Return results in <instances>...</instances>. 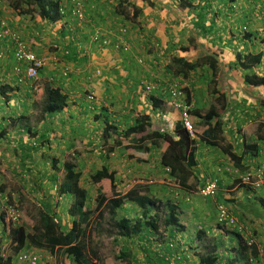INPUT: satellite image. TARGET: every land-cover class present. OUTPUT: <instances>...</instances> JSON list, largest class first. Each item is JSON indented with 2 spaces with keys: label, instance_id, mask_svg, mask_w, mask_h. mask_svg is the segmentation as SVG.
I'll use <instances>...</instances> for the list:
<instances>
[{
  "label": "crops",
  "instance_id": "crops-1",
  "mask_svg": "<svg viewBox=\"0 0 264 264\" xmlns=\"http://www.w3.org/2000/svg\"><path fill=\"white\" fill-rule=\"evenodd\" d=\"M77 1L82 2L85 17L75 15V11H78ZM83 1L61 0L64 13H61L57 20H52L50 17H32L31 14H21L0 1V22L5 24L4 26L0 25V33H5L4 37L9 40H11L10 30L21 34L20 36L26 42L29 41V45L37 55L44 56L48 60L36 82L23 81V76L16 71V68L23 67L24 64L14 58L13 43L10 47L8 43L5 45L1 42L0 76L2 78L0 85H5L8 88L5 96L0 95V136L2 132H7L6 137L7 135H11L15 139L18 137L17 141L12 142L9 139H4V142L7 141L15 146L19 144V147L24 149L25 146H31L32 138L30 137H33L39 138V144L44 145V141H46L47 147L51 146L53 149L55 146L59 147L60 152L72 150L73 153L75 150L74 152L77 153V150L81 152L97 150L98 147H102V136L106 127L105 116H107L110 125L116 126L120 130L123 122L128 128L135 123L140 114L151 117L152 127L155 124L159 127L153 128L154 130L172 133L175 125L181 122L180 112L169 103V93L165 95L166 92L163 91V88L157 92L158 94L147 91L145 85L151 84H146L149 81L144 80H152V77L155 76L154 73L158 70L156 64L162 61L160 57L164 58V61L166 56L171 58L180 56L192 61L201 53L208 52L215 54L218 58V74L213 75L210 69L193 71L196 72V85L191 80L190 86H186L189 87L187 89L192 96L190 106H195L196 101L198 103L200 100H205L208 95L211 100L208 102L210 108L219 95H222L221 99L219 98L220 101L215 105L217 110L221 108L220 111L226 112V115L221 117L224 123V133L229 135L226 136L228 137L226 139L232 145L238 146L240 142L242 143V149H238L236 145L233 147L238 155L244 154V163L250 170H254L252 169L253 161H256V165H263L264 141L258 140L257 136L262 131V127L259 128V125L264 124V120H260L264 118L260 116L263 108L259 103V100L264 98V85L255 86L247 82L245 78L252 75L264 77V41L258 39L259 35L256 33H253L252 38H246L248 34L239 35L237 28L239 21L230 17H239L238 11L229 7L230 3L226 0H216L218 1L216 4H209L207 0H193L194 2L189 0L188 3L191 5L183 6L186 0H133L131 2L139 8V14L136 18H130L133 16V8L130 6L128 8L130 17L128 18L116 13L117 5L122 0ZM113 1L115 4L110 5ZM224 5L227 6L223 8ZM211 6L215 7V11ZM108 7L112 9V12ZM110 13L113 15L112 19ZM240 14L243 17L245 15L242 14V11ZM87 18L91 21V23L88 22L91 27L86 31L83 30V27L87 26L85 24ZM129 21L134 25V28L132 27V31H128L126 34L121 26L128 24ZM139 21L141 23H136ZM116 23L120 25V28H116L119 26ZM6 25H10L11 29ZM109 27L112 28L109 29ZM141 27L142 31L139 32L138 29ZM98 30L104 32L109 39L107 46L93 43L92 35ZM234 31L237 33L235 34ZM130 35L132 40H130ZM143 38L150 40L145 39L147 43H144ZM120 39L127 45L133 41V45H139L140 51L130 48L128 53L122 52L123 43L119 42ZM149 41H156V43L149 44ZM55 46L58 49H55ZM155 46H159V48L156 49ZM259 46L260 48L256 50ZM182 47L186 48L183 50ZM67 51L68 53H66ZM148 52H151L150 55ZM258 52H261L262 56L257 65L247 69H242L238 65L239 58H245L249 54L253 55ZM138 56L145 58L146 66L137 64ZM165 64L166 62L163 63V65ZM98 71L101 74H98ZM217 76L221 77V86L217 85ZM213 79L216 80L215 84H212ZM47 86L60 88L66 94V105L61 111L48 113L45 119L40 120L39 104L43 102ZM184 91L186 92V88ZM90 93L95 94L93 101L86 99ZM153 99L157 100L155 108L152 103ZM192 109H197L202 113L200 105H196ZM96 116H100L101 119H97ZM11 119L19 120L21 130L15 131L10 127ZM256 122H259L258 128L255 127ZM25 125H28L34 133L38 132V137L28 134L30 135L29 139L21 142L27 133ZM254 141L259 142V155L246 156L245 145L255 143ZM197 144L198 158H200L199 155L202 151L200 148H202L207 163H210L213 158L214 161L220 162H215V167L218 169L215 171V177L208 181L222 182V189L230 190L229 196H235L234 191L237 186L232 188L234 176L229 179L223 170L225 164L230 173H235L230 171L227 166V155L221 150L218 152L210 149L211 145L206 147L202 146L201 142H197ZM107 145H110V141ZM121 148L116 147L111 153L113 154ZM217 158L219 159L217 160ZM103 166L108 167V162H103ZM118 169L120 168L114 167L111 171L116 172ZM117 175L120 174L116 172V178H118ZM243 188H241L242 193L233 198L232 208L237 211L238 215H245L264 238V205L261 203L264 200V188L257 191L251 188L243 190ZM122 216H126L124 212ZM188 229L189 227L186 225L185 231H179L177 235L187 237L189 234H183V232ZM142 237L143 234L137 239L141 242ZM149 237L148 242L144 241L149 248L147 249L149 263L200 264L199 257H194L195 255L193 258L183 259L185 254L191 252L187 250V246H178V244L175 250L168 253L166 262L156 261L154 254L159 252L161 241L154 240L152 235ZM131 238L119 235L121 252L116 258H128L131 262L137 259L126 252V241L132 240ZM261 241L264 245L263 239ZM187 243L189 245V242ZM170 255H172L171 258ZM179 259L182 260L179 261Z\"/></svg>",
  "mask_w": 264,
  "mask_h": 264
},
{
  "label": "trees",
  "instance_id": "trees-1",
  "mask_svg": "<svg viewBox=\"0 0 264 264\" xmlns=\"http://www.w3.org/2000/svg\"><path fill=\"white\" fill-rule=\"evenodd\" d=\"M21 1H26L27 5H24L26 6L25 8L22 6L21 9L19 0H1L7 6L8 4L12 6L18 13L31 14L32 17L42 16L57 20L61 16V0ZM131 1L133 0L120 1L117 5L116 13L129 18L128 8L131 6L133 8V16L130 18H136L139 14V8ZM188 1L186 0L183 6H190L191 4ZM227 1L233 2V0ZM252 36L253 34L248 32V37L246 36V38H252ZM193 40H195L194 37ZM261 56V52L253 55L249 54L245 58H239L238 65L242 69H247L250 66L257 65L261 60ZM200 67H207L213 75H217L219 69L217 56L213 53L205 52L192 61L185 57L174 56L171 62L167 64L166 70H170L172 74L181 75L182 78L189 80L190 74ZM245 79L255 86L264 85V77L252 75L246 76ZM7 88L5 85H0V95L5 96ZM186 93V103L191 105L192 96L187 88ZM221 97L222 95H219L220 99ZM219 98L214 102L218 103L220 101ZM65 100L66 94L60 88L47 86L43 102L39 104V109H41L40 120L45 119L48 113L61 111L66 105ZM152 101L154 108L157 107V100L153 99ZM259 101L260 106L264 109V98ZM215 103H212L213 105L210 106L205 114L200 113L197 109L190 110V116L194 115L199 119V123L208 127L203 132L196 133V136L202 143L219 148L227 155L231 165L237 170L246 171L249 167L244 163V154L238 155L233 145L226 141L223 130L224 123L218 117ZM96 118L101 119L100 116H96ZM104 122L106 127L102 136L103 142L108 144L110 140L112 141L108 146V153L113 152L116 147H123L131 151L130 157L141 162L146 158L136 157L137 153H140L141 156L147 153L150 154L151 146H159L161 141H163L167 146L161 154V164L170 169V174L175 177L181 188L188 191L196 188L199 183L196 175V169L199 166L198 144L196 138L191 137L182 122H178L175 125L172 133L151 130L153 125L151 117L146 114H140L135 123L123 130V132H120L116 126L110 125L107 116H105ZM9 124L15 131L21 130L19 120L11 119ZM192 124L195 129V122ZM25 126L28 134L32 133V136L37 137L38 132L34 133L28 125ZM147 130L149 131L147 132ZM195 131H197V128ZM145 132L147 133L145 134ZM6 134L7 132H2L0 142H3L4 139L7 140L5 138ZM139 134L143 135L137 137ZM115 135L118 137H115ZM122 138L129 140V142L124 144ZM257 139L264 141V124ZM245 149L256 155L258 144L256 142L246 144ZM12 150L14 153L17 152L16 147ZM57 164L58 161L53 158V169H56ZM60 169L64 173V179L60 183L59 192L68 203L70 196H72L71 203L67 206L68 214L74 218L72 227L67 231L64 230L61 222L54 217L55 214L53 212L40 210L38 212L40 224L35 227V233H29L25 227L15 224V221L12 222L11 219L7 221L6 215L0 212V264H13L14 255L28 243L35 248L47 249L52 254L64 250L77 264H98V252H92L93 259L89 258L86 253L87 238L91 233L88 227L92 225L91 223H95V228L100 230L102 221L107 213L112 221V227L120 236L131 238L143 234L142 240L148 242L150 240L149 236L152 235L154 240L161 241L159 252L157 251L154 254L156 261L162 260L166 262L168 253L175 250L177 244L182 246L177 232L185 231L186 225L182 223L181 215L183 212L175 201L163 202L161 198L149 193L148 188L135 187L127 193L121 194L117 190L116 172L103 166L90 176L91 182L98 185V193L94 202L96 206L92 208L90 192L81 184L83 173L77 170L76 164L65 162ZM103 185L110 186L112 196L108 197L102 191L101 186ZM235 185L234 183L232 187ZM127 202L134 203L141 210L139 218H132L133 216H121L118 218V210H122ZM261 203L264 205V200ZM96 212L98 213L93 219V215ZM224 224L219 222L216 231L210 229L207 232L202 229L199 232L197 240L204 241L206 243L205 246L209 247L206 252L196 254L200 259V264H253L261 252L259 244L255 240L251 244H247L242 233L236 229H229ZM8 237L13 242L14 255L4 254L2 250L4 241ZM188 247H193V244L189 243ZM169 257L171 258L172 255ZM187 258L189 256L185 254L183 259ZM181 260L179 259V261Z\"/></svg>",
  "mask_w": 264,
  "mask_h": 264
},
{
  "label": "rangeland",
  "instance_id": "rangeland-1",
  "mask_svg": "<svg viewBox=\"0 0 264 264\" xmlns=\"http://www.w3.org/2000/svg\"><path fill=\"white\" fill-rule=\"evenodd\" d=\"M1 1V0H0ZM83 1V0H82ZM250 9L244 17L241 16V11L243 8L248 4L247 0H238L235 5L230 4L233 10H237V14L239 17H233L235 20L237 19L239 22L237 23V28L239 30V35H243V28L247 27L248 31L254 33L256 32L258 27L264 28V19H263V12L254 8L253 0H250ZM153 3L152 1H150ZM191 2H194L193 0ZM218 1L216 0H207L209 4H216ZM3 3V2H2ZM21 9L22 6L27 5L26 1L19 0ZM84 3V1H83ZM6 5L5 3H3ZM115 2H111L110 5H114ZM85 5V3H84ZM109 5V7H110ZM7 6V5H6ZM224 5L223 8H225ZM12 8V6H8ZM26 6H24L25 8ZM108 7V8H109ZM214 7V6H211ZM15 10V9H14ZM16 11V10H15ZM109 11L112 12V9L109 8ZM215 11V7H214ZM212 13V9L210 11ZM26 14V13H25ZM111 19L113 15L110 13ZM231 15V11H230ZM51 19V18H50ZM6 22V21H3ZM91 23L90 19L87 18L86 23L87 26L83 27V30L90 29ZM248 22V23H247ZM7 23V22H6ZM128 24H123L121 27L125 29V33L127 34L128 31H132V27L134 25L132 23L127 22ZM136 23H141L136 22ZM220 23V21H219ZM2 26V22H0ZM116 25H119L116 23ZM9 27L8 25H6ZM11 27V26H10ZM9 27V28H10ZM112 27H109V29ZM116 28H120L116 26ZM11 29V28H10ZM138 31H142V27L138 29ZM1 32V31H0ZM236 34L237 32L234 31ZM19 34V33H18ZM5 33H0V44L3 42L5 45L8 43L10 47L12 46L13 41L9 40L7 37H4ZM21 35V34H19ZM144 37V35H143ZM143 42L147 43L143 38ZM130 40L131 35H130ZM150 40V39H148ZM260 40H263L261 38ZM12 41V42H11ZM144 44L142 41H140ZM29 44V41H27ZM149 44H154L156 41L148 42ZM14 45V43H13ZM131 49L134 48V51H140L139 45H133V41L130 43ZM257 47V46H256ZM156 49L159 48L155 46ZM186 47H182L184 50ZM254 48V47H253ZM252 48V49H253ZM260 46L256 49L258 50ZM160 52V49L158 50ZM163 51V50H162ZM151 52H148L150 55ZM164 55V53H163ZM162 55V56H163ZM144 60L143 63H138L140 66H146V60L144 57H140ZM197 57V56H196ZM195 57V58H196ZM121 58V57H118ZM194 58V59H195ZM162 60L158 64H156L157 71L154 73L155 76L152 77V80H144L149 81L146 84H152L155 86L154 94H158L157 92L160 91L162 88L165 91V95L168 93V87L172 88L174 86L180 87L182 89L183 95L182 97L185 98L186 92L184 88H189L186 86H190V81L193 80V84L196 83L195 73L192 72L189 76V80L186 78H182L181 75H174L170 70H166L167 65L172 60L171 57L166 56V60L160 57ZM166 62L165 65L163 63ZM7 64V62H5ZM100 68V67H99ZM207 67H200L198 68L199 71H207ZM0 76V81H1ZM220 78L216 77L217 85H220ZM216 80L213 79L212 84L216 83ZM211 84V85H212ZM196 85V84H195ZM169 88V89H170ZM211 100L206 95L205 100H200L198 103L195 102L196 105L201 106L202 114H205L209 108V103ZM195 106L191 107L195 108ZM261 107V106H260ZM262 109V108H261ZM221 108L218 110V117L221 119L222 115L225 116V111H220ZM179 111V110H178ZM180 112V111H179ZM260 116L264 118V109H262ZM181 117V116H180ZM258 118V117H257ZM264 120V119H260ZM259 120V121H260ZM192 123L195 122L197 131L196 133L199 134L203 132L204 129L208 127L202 123H199V119L196 118L194 115H191ZM38 124V123H37ZM36 124V125H37ZM259 122L255 123V127L258 128ZM35 125V126H36ZM262 123L259 125V128L262 127ZM195 127V126H194ZM159 128L157 124L151 128ZM195 128V130H196ZM125 123L120 126V132L125 130ZM224 130V128H223ZM41 131V130H39ZM149 130H147L148 132ZM145 132V134L147 133ZM26 133V132H25ZM32 134V133H31ZM144 134V133H143ZM143 134L137 135V137L142 136ZM33 135V134H32ZM225 138L228 139V134L224 133ZM30 135L26 133V136L21 139V142H25V140L29 139ZM35 137V136H34ZM38 137V136H37ZM115 137H118L115 135ZM18 137L12 138L11 135H7L6 139L9 141H17ZM32 138L31 146H25L24 149L19 147V144L15 146L14 144H10L7 141L0 142V212L6 215L7 221L10 219L12 222L15 221V224L19 226H23L27 229L29 233H35V227L40 224L38 212L41 210H48L51 213L53 212L55 215L54 217L61 222L64 230H69L73 225V217L68 214L67 206L71 203L72 196L69 198V203L66 199L62 197L59 192V186L62 180L64 179V173L62 169V164L65 162H73L77 166V170L83 173L81 178V184L84 185L90 192L91 197V207L95 208V198L97 196V189L98 185L93 184L91 182L90 176L97 170L98 168L103 167V162H108V168L112 170L114 167H119L120 169L116 170V172L120 175H117V190L121 194L127 193L130 189L139 187V188H148L149 193L152 195L161 198L163 202L167 201H175L180 209L182 210L183 214L181 215L182 223L186 224L189 229L183 234H189L187 237L179 236L181 240V244L183 246H189L187 242L192 243L193 247H188L187 250L191 253L189 254V258L197 257L196 254L206 252L209 247L205 246V242L198 239L199 232L204 229L207 230H217V224L219 223L218 219V208L220 205H224L228 208L229 212L234 215L238 220V225H243L246 229V237L249 236L250 240H255L257 244H259V249L261 250L259 257L257 260L254 261L253 264H264V245L262 244L261 239L262 235L258 233L257 227L251 224V221L245 217V215L240 216L237 214V211L232 208L234 205V197L240 195L243 190L247 188H251L254 191L259 190L260 188H264V161L263 165H256V161L252 166L254 169V175L251 180H249L248 184H245L242 180V177L245 176L247 172L250 171V168L246 171L237 170L233 166H229V160L227 159L228 167L230 171H234L235 173H230L227 167L224 164L223 170L229 176V179L234 176L233 180L237 186V189L234 191L235 196H229L230 190H224L223 183L216 181L218 184V191L214 197H203L200 194V187L201 184L208 180H212V177H215V171L218 169L215 167V162L220 163L218 161H214V158L207 163L206 156L203 154V149L200 148L202 151L198 158L199 167L196 169V174L199 177V183L197 184L196 188L192 191L185 190L180 187L178 181L175 177L171 176V174L163 167L161 164V153L163 148L167 145L165 142L161 141L158 146H151L150 154H143L142 156L140 153H137L136 157L146 158L144 161H137L135 158L130 157L131 151L128 149H123V147L117 150L115 153H108V145L105 142L102 147H98L96 150H89V151H78L77 153L74 152L75 150H68V152H60V148L55 146L54 149L49 146H46V141H44V145L39 144V138ZM123 143L127 144L129 140L122 138ZM226 139V140H227ZM55 140V139H53ZM197 142H201L199 138L196 137ZM103 141V139H102ZM228 141V140H227ZM50 142V141H49ZM110 142H112L110 140ZM230 142V141H228ZM256 142V141H254ZM202 143V142H201ZM259 142H257L258 144ZM41 145V146H40ZM209 147V145L202 143V146ZM236 145V144H234ZM233 145V146H234ZM201 146V147H202ZM242 143L240 142L238 149H242ZM16 147L17 152H13V148ZM47 147V148H46ZM153 147V148H152ZM210 146V149H214L219 152V148ZM85 149V148H84ZM102 150V151H101ZM259 147L256 153L257 156L259 155ZM263 151V150H262ZM91 152V153H88ZM101 152H103L101 154ZM152 153V154H151ZM247 155L253 156L252 153L248 150L244 152ZM37 155V156H36ZM55 158L58 161L56 165V169L52 167V160ZM219 158H217L218 160ZM224 163V162H223ZM207 164V166H206ZM231 164V163H230ZM121 172V173H120ZM238 180V181H237ZM260 183V185H256L255 183ZM249 186V187H246ZM235 187V186H234ZM102 191L108 196H112V191L109 185L101 186ZM233 188V187H232ZM222 194V195H221ZM242 196V195H241ZM189 198V200L187 199ZM233 200V201H232ZM123 210V211H122ZM118 212V218H120L124 212L126 216H134L132 218H139L141 216V210L133 203H125L123 209ZM241 211V210H240ZM96 212L93 215L94 217L97 215ZM131 214V215H130ZM107 213L102 221V227L100 230L95 228V223H91L92 225L88 227L89 231H91L89 237L87 238V249L86 253L89 258L93 259V251L98 252L99 254V264H151L149 263L150 259H148L149 254H147L148 244H146L142 239L141 242L137 237H132V240L126 241V252H129L132 257H137L134 261H129L128 258L118 259L116 256L120 255L121 252V245L119 244V234L117 231L112 227L111 219ZM18 217L17 220H14V217ZM224 224V223H223ZM229 229H236L230 224H224ZM237 230V229H236ZM208 232V231H207ZM186 236V235H185ZM210 236V235H209ZM4 241L2 246V250L4 254H15L13 250V242L9 239ZM158 241V240H157ZM179 246V245H178ZM29 249L39 250L47 258V264H77L76 261H73L71 257L67 254L66 251L61 250L57 251V253L52 254L47 249H39L31 246L29 243L24 247ZM176 252V251H175ZM56 255V256H55ZM192 256V257H191ZM57 257V258H56ZM123 258V257H122ZM187 258V259H189ZM198 260H200L198 258ZM135 262V263H134ZM17 264V263H14ZM171 264V263H170Z\"/></svg>",
  "mask_w": 264,
  "mask_h": 264
},
{
  "label": "built area",
  "instance_id": "built-area-1",
  "mask_svg": "<svg viewBox=\"0 0 264 264\" xmlns=\"http://www.w3.org/2000/svg\"><path fill=\"white\" fill-rule=\"evenodd\" d=\"M255 2L256 9L264 13V0H255ZM76 7L78 11H75V15L80 17L83 16L81 3L79 1L76 2ZM60 12L62 14L64 13L63 8L60 9ZM10 37L14 42V58L24 64L23 67H17L16 71L23 76V81H30L31 83L36 82L40 77L41 71L47 65V58L37 55L32 47L18 33L10 31ZM93 41L101 45L109 44V39L105 36V33L100 30L96 31L93 34ZM119 42L123 43V51L127 52L129 50V46L127 45V43L123 42V40L121 39ZM55 48L58 47L55 46ZM66 53H68V51ZM140 62H142V60H140ZM99 73L100 72H98V74ZM145 89L151 92L154 89V86L145 85ZM94 97L95 94L90 93L88 94L86 99L88 101H93ZM169 99V103L180 110L182 123L184 127H186V129L189 131L191 137L194 138L195 129L191 121L190 106L183 101L182 92L177 86L173 87L170 90ZM166 170L170 172L169 168H166ZM250 179L251 175H248L244 180L248 181ZM217 191L218 184L216 181L204 182L200 188V194L205 198L214 197L217 194ZM17 218L18 217L15 216L14 220H17ZM218 219L219 222L230 224L235 227L240 233H242L245 236L247 244H251L254 241L250 240L249 236L246 237V229L244 228V226L237 224V218L232 215L229 212L228 208H226L224 205H220L218 208ZM46 261L47 258L42 253H40L39 250L29 248H23L13 257V263L17 264H47Z\"/></svg>",
  "mask_w": 264,
  "mask_h": 264
},
{
  "label": "clouds",
  "instance_id": "clouds-1",
  "mask_svg": "<svg viewBox=\"0 0 264 264\" xmlns=\"http://www.w3.org/2000/svg\"><path fill=\"white\" fill-rule=\"evenodd\" d=\"M227 1V0H226ZM235 1V0H234ZM233 1V3H232V1H227L228 3H230V4H232V5H235V3L238 1V0H236L235 2ZM80 2V1H79ZM250 0H247V5L243 8V11H242V14H246L247 12H249V9H250ZM253 2H254V8H256L255 6V4H256V2H255V0H253ZM81 3V8L83 9V4H82V2H80ZM61 8H62V6H61ZM60 8V9H61ZM82 12H83V10H82ZM61 13V12H60ZM83 17H85V15H84V12H83ZM263 19H264V14H263ZM248 23V22H247ZM4 23H2V26H4L3 25ZM246 28V29H245ZM11 31V30H10ZM124 31H125V29H124ZM243 33L244 34H248V32L249 33H252L253 34V32H251V31H248L247 30V27H244L243 28ZM107 33V32H106ZM254 33H256L257 35H259L258 36V39H261V38H263L264 39V28L261 26V27H258L257 28V30H256V32L254 31ZM245 35V36H246ZM253 36H254V34H253ZM10 39H11V37H10ZM12 40V39H11ZM92 41H93V35H92ZM14 43V42H13ZM93 43L94 44H97V43H95L94 41H93ZM98 45H101V44H98ZM108 45V44H107ZM107 45H101V46H107ZM129 46V50L127 51V52H124V51H122V52H124V53H128L129 51H130V48H131V46L130 45H128ZM55 48V47H54ZM55 49H58V48H55ZM140 60H142V62H140ZM138 63H143L144 62V60L142 59V58H138ZM99 72V71H98ZM99 74H101V72L99 73ZM150 86H154V85H150ZM175 87V86H174ZM173 88V87H172ZM172 88H170L169 89V91H168V93L170 92V90L172 89ZM180 90H181V92H182V89L180 88V87H178ZM154 89H155V86H154ZM154 89L151 91V92H154ZM182 95H183V92H182ZM182 99H183V101L186 103V100H187V93H186V96H185V98L184 97H182ZM187 104V103H186ZM190 106V105H189ZM175 107V106H174ZM175 109H177V108H175ZM190 110H191V106H190ZM180 111V110H179ZM180 114H181V112H180ZM181 122H182V120H181ZM223 128H224V126H223ZM197 136H196V131H195V137L194 138H196ZM165 169H166V167H165ZM170 173V172H169ZM248 175H251V179H252V177H253V175H254V170H250L249 172H247L246 174H245V176H243L242 177V180H243V182L245 183V184H248L249 183V180L248 181H245L244 179L248 176ZM172 176V175H171ZM250 179V180H251ZM256 185H260V183H255ZM202 186V185H201ZM201 188V187H200ZM188 200H189V198H187ZM244 238V241L246 242V239H245V236L243 237ZM247 243V242H246ZM188 256H189V254H188Z\"/></svg>",
  "mask_w": 264,
  "mask_h": 264
}]
</instances>
